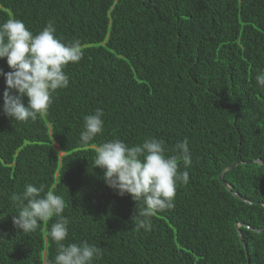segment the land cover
<instances>
[{
  "label": "trees",
  "instance_id": "obj_1",
  "mask_svg": "<svg viewBox=\"0 0 264 264\" xmlns=\"http://www.w3.org/2000/svg\"><path fill=\"white\" fill-rule=\"evenodd\" d=\"M9 18L33 34L52 21L83 57L35 121L4 115L0 76V264H47L58 252L56 217L35 232L13 224L11 196L27 184L63 197L61 243L100 247L93 264H264V0H0V23ZM0 69L11 71L6 58ZM98 108L103 131L82 143L83 118ZM149 137L166 156L187 139L192 163L177 160L188 182L145 230L134 225L140 205L108 187L94 159L104 142Z\"/></svg>",
  "mask_w": 264,
  "mask_h": 264
},
{
  "label": "clouds",
  "instance_id": "obj_2",
  "mask_svg": "<svg viewBox=\"0 0 264 264\" xmlns=\"http://www.w3.org/2000/svg\"><path fill=\"white\" fill-rule=\"evenodd\" d=\"M52 21L38 33L33 34L23 21L9 18L0 23V59L6 58L11 71L0 69L5 80L2 111L15 121H35L45 114L58 89L69 86L65 66L78 63L83 57L81 41L76 39L64 43L55 36ZM256 83L264 88V70L255 76ZM15 92L16 94H13ZM23 97H27L25 105ZM102 109L86 115L82 143H89L102 133L104 121ZM174 151L178 155L166 156L164 141L156 137L145 138L140 144L129 146L120 139H112L95 147V167L103 170L106 185L120 196L129 194L140 205V211L133 217L136 229L150 230L151 217L158 211L175 207L177 183L188 182V172L178 171L177 160L184 168L191 166L192 157L187 139L177 142ZM43 193V195H42ZM11 200L16 203L18 214L13 224L23 232H35L39 222L56 217L49 236L58 243V252L47 264H93L102 258L100 247L87 241L61 243L68 237L70 220L64 216L65 201L44 186L27 184L24 191L13 193ZM142 217V219H141Z\"/></svg>",
  "mask_w": 264,
  "mask_h": 264
},
{
  "label": "water",
  "instance_id": "obj_3",
  "mask_svg": "<svg viewBox=\"0 0 264 264\" xmlns=\"http://www.w3.org/2000/svg\"><path fill=\"white\" fill-rule=\"evenodd\" d=\"M235 165H236V163L232 164L231 166H229L228 168H226L225 171L230 170V169L233 168V166H235ZM223 175H224V174H221V175L218 177V180H220V182L223 184V186H224L225 188H228L227 184L222 180V176H223ZM241 200H243V201L246 202V200L243 199V198H241ZM238 235H239V232H238ZM239 236H240V235H239Z\"/></svg>",
  "mask_w": 264,
  "mask_h": 264
}]
</instances>
